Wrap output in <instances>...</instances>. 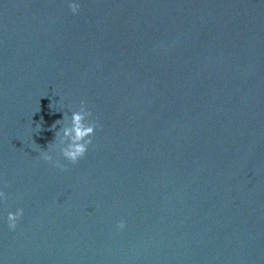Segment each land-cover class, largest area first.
Returning <instances> with one entry per match:
<instances>
[{"label":"water","instance_id":"1","mask_svg":"<svg viewBox=\"0 0 264 264\" xmlns=\"http://www.w3.org/2000/svg\"><path fill=\"white\" fill-rule=\"evenodd\" d=\"M0 190L3 264H264V0H0Z\"/></svg>","mask_w":264,"mask_h":264},{"label":"clouds","instance_id":"2","mask_svg":"<svg viewBox=\"0 0 264 264\" xmlns=\"http://www.w3.org/2000/svg\"><path fill=\"white\" fill-rule=\"evenodd\" d=\"M65 2L73 15L79 13L81 0H65ZM57 125H59V128L55 131L54 141L48 144L46 150L41 149L39 155L43 161L54 163L57 168L63 171L66 170V165L62 164L58 159L54 160L49 148L58 150L64 161L75 165L88 152L99 125L93 118L92 111L87 108L83 100L80 102L78 110L72 111L70 116L67 113H63V118L57 120L52 125V128L56 129ZM37 129L39 131L40 125H37ZM4 199L5 193L0 190V202ZM23 215V208L9 211L6 217L8 229L14 231ZM116 228L118 231H123L126 228L125 221H119ZM0 264H3V261H0Z\"/></svg>","mask_w":264,"mask_h":264}]
</instances>
